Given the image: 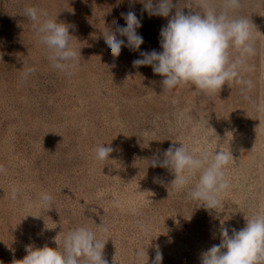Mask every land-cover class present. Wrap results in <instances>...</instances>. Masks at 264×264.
Masks as SVG:
<instances>
[{
  "label": "rangeland",
  "instance_id": "rangeland-1",
  "mask_svg": "<svg viewBox=\"0 0 264 264\" xmlns=\"http://www.w3.org/2000/svg\"><path fill=\"white\" fill-rule=\"evenodd\" d=\"M173 4L162 17L138 0H0V264H21L29 246L63 251L81 226L106 242L108 264H154L157 252L161 264H201L221 243L222 226L231 235L264 212V0ZM209 5L251 25L253 54L230 50L242 61L236 81L210 93L190 83L169 91L151 66L133 65L143 51H162L161 29L177 9L195 14ZM28 7L71 26L73 67L53 66ZM130 11L144 43L113 57L104 32L126 26ZM180 143L196 154L232 153L216 210L189 195L199 174L178 191L172 171L151 166ZM102 145L114 148L105 161L96 158Z\"/></svg>",
  "mask_w": 264,
  "mask_h": 264
},
{
  "label": "clouds",
  "instance_id": "clouds-1",
  "mask_svg": "<svg viewBox=\"0 0 264 264\" xmlns=\"http://www.w3.org/2000/svg\"><path fill=\"white\" fill-rule=\"evenodd\" d=\"M138 2L144 5V11L149 16L169 17L175 6L173 0ZM238 3L239 0H225L227 8H234ZM24 12L33 22L40 41L49 49V59L53 66L61 71L73 67L78 61V52L72 45L73 36L69 31L71 26L58 22L57 16L46 18L48 14L36 7H28ZM122 16L126 26L116 25L115 34L108 30L104 32L107 50L113 57H119L124 46L138 51L144 43L143 37L137 32L142 27L141 19L131 11ZM120 36L127 37V43ZM160 37L162 51H143L140 53L142 58L134 60L133 65L151 66L154 73L164 77L163 89L169 91L185 83H190L203 93L221 90L225 84L236 81L242 62L233 61L230 50H239L241 57L254 52L250 43L251 25L248 20L232 17L227 11L218 13L210 5L202 13L195 14H185L177 9L161 29ZM32 71L35 69H28V72ZM113 151L111 146H99L96 158L108 160ZM164 157L163 160L153 159L151 166L172 171L175 179L171 185L176 190L188 187L193 177L199 174L198 181L189 193L190 197L202 202L201 205L206 209L216 210L220 206V195L229 188L224 170L233 158L231 152L215 149L196 154L180 143L179 147L171 145L165 150ZM41 199L50 204L52 196L44 193ZM104 231H107L106 227ZM220 232L221 243L202 254L201 264H264V212L247 219L244 228L232 229L231 235L227 227L222 226ZM105 244L94 231L81 226L64 239L63 251L47 245L29 246L28 254L19 261L21 264H108L103 255ZM161 262L162 254L157 252L154 264Z\"/></svg>",
  "mask_w": 264,
  "mask_h": 264
}]
</instances>
